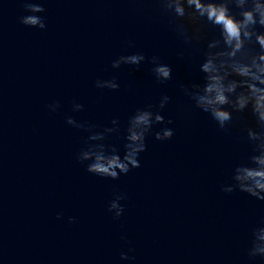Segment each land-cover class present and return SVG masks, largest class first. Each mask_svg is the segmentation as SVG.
<instances>
[{
  "label": "clouds",
  "instance_id": "clouds-1",
  "mask_svg": "<svg viewBox=\"0 0 264 264\" xmlns=\"http://www.w3.org/2000/svg\"><path fill=\"white\" fill-rule=\"evenodd\" d=\"M161 10L170 18L173 31L185 45L199 44L209 30L216 35L207 42L203 51L204 60L199 66L203 73V84H181V92L187 96L200 111L209 114L219 129L227 131L234 120V114L250 112L255 126L246 127L247 139L252 145V153L247 161L237 164L232 172V183L222 187V191L231 193L240 191L257 200L264 201V0H157ZM26 12L20 17V23L44 29V17L37 15L45 11L39 0H23ZM181 58L183 53H179ZM146 60L143 53L121 55L112 62L113 68L122 64L139 66ZM152 73L156 80L163 83L172 79V69L161 62L160 57L152 56ZM97 88L116 90L120 85L115 79L96 82ZM163 95L159 110L137 109L130 117L125 137L124 154L115 148L107 147L103 141L119 130V121L112 120V127L94 131V126L77 122L72 116L66 122L76 128H86L91 134L88 144L77 153L80 163L88 162L89 173L108 177L113 180L141 166L139 156L146 150V137L152 132L154 124H172L165 121L161 114L169 101ZM49 109L56 111L60 105L50 104ZM83 105L73 103L72 110L79 112ZM174 130L163 127L154 133L155 139L170 140ZM126 197L118 194L109 204L113 218L118 219L124 212L120 200ZM70 223H75L71 218ZM250 260L264 259V226L252 230L251 246L247 251ZM121 259H129L124 252Z\"/></svg>",
  "mask_w": 264,
  "mask_h": 264
}]
</instances>
